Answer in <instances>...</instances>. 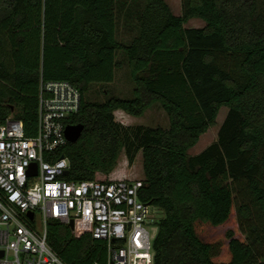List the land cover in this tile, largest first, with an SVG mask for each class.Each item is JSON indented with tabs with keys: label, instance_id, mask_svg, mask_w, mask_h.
Returning a JSON list of instances; mask_svg holds the SVG:
<instances>
[{
	"label": "trees",
	"instance_id": "16d2710c",
	"mask_svg": "<svg viewBox=\"0 0 264 264\" xmlns=\"http://www.w3.org/2000/svg\"><path fill=\"white\" fill-rule=\"evenodd\" d=\"M143 3L128 45L115 38L116 0H0V122L37 132L40 81H67L81 94L66 125H82L64 155L69 181L109 175L120 154L141 152L140 198L163 217L154 264H264V0H165ZM190 19L204 26L186 28ZM118 28V27H117ZM129 40V41H130ZM126 56L132 97L87 101L91 84H107ZM159 104L168 127L125 126L114 111L140 117ZM227 108L215 142L188 150ZM48 158V157H46ZM91 221L73 231L47 223V241L65 264L105 262Z\"/></svg>",
	"mask_w": 264,
	"mask_h": 264
},
{
	"label": "built area",
	"instance_id": "2783aa9c",
	"mask_svg": "<svg viewBox=\"0 0 264 264\" xmlns=\"http://www.w3.org/2000/svg\"><path fill=\"white\" fill-rule=\"evenodd\" d=\"M80 102L69 82L41 80L36 134L27 137L12 116L0 122V264H65L48 244L47 223L70 227L80 217L91 221V237L105 243L104 264H154L163 216L140 198L143 178H62L68 159L52 154L67 144L66 120Z\"/></svg>",
	"mask_w": 264,
	"mask_h": 264
},
{
	"label": "rangeland",
	"instance_id": "374dc122",
	"mask_svg": "<svg viewBox=\"0 0 264 264\" xmlns=\"http://www.w3.org/2000/svg\"><path fill=\"white\" fill-rule=\"evenodd\" d=\"M165 1L174 15H180V0ZM142 6L143 3L136 0H116L115 14L117 24L115 38L118 42L124 43L125 45H128L131 42L130 38L134 35L137 27L136 17L142 9ZM203 24L204 23L201 20L191 19L184 26L187 28H197L198 26H203ZM116 58L122 65L115 69L113 81L107 84H91L89 90L85 93V99L87 101L103 102L112 96L125 99L132 97V89L134 85L130 79L126 56H124L122 51H117ZM226 113L227 108L221 107L216 118V124L200 136L196 145L188 150L189 155L199 154L207 146L216 141L218 129L225 118ZM126 124L134 126L142 125L153 128H167L168 118L159 104H155L147 109L142 116H131ZM123 172L132 174L133 178H143L141 152L136 155L131 166L128 165L125 154L123 152L120 154L114 174H122ZM97 177L99 179L104 178L101 174L97 175ZM159 215L163 216V213H159ZM36 222H38V218L36 219Z\"/></svg>",
	"mask_w": 264,
	"mask_h": 264
},
{
	"label": "crops",
	"instance_id": "0c3cea01",
	"mask_svg": "<svg viewBox=\"0 0 264 264\" xmlns=\"http://www.w3.org/2000/svg\"><path fill=\"white\" fill-rule=\"evenodd\" d=\"M191 20V19H190ZM200 20V19H198ZM202 21V20H201ZM204 23V22H203ZM185 25V24H184ZM204 26V24H203ZM201 26V27H203ZM185 27V26H184ZM187 28V27H186ZM197 28H200L199 26ZM160 106V105H159ZM161 107V106H160ZM162 109V108H161ZM163 111V109H162ZM164 112V111H163ZM165 113V112H164ZM114 117L116 118L115 120L119 123H121L122 125H125V126H134V125H128L126 124L128 119L131 117V115L129 114H126L124 111L122 110H116L114 111ZM130 116V117H129ZM134 117V116H132ZM115 170V169H114ZM114 170L109 174V175H105V174H102V173H98L97 175L101 174L102 176L104 177H110V178H133V175L132 174H128L126 172H123L122 174H114ZM143 174V172H142Z\"/></svg>",
	"mask_w": 264,
	"mask_h": 264
},
{
	"label": "water",
	"instance_id": "95a60500",
	"mask_svg": "<svg viewBox=\"0 0 264 264\" xmlns=\"http://www.w3.org/2000/svg\"><path fill=\"white\" fill-rule=\"evenodd\" d=\"M82 131H83L82 125H67L65 128V137L69 143H75L79 139ZM66 173L67 171L65 172V174ZM72 226H73L72 223H70L71 228Z\"/></svg>",
	"mask_w": 264,
	"mask_h": 264
}]
</instances>
